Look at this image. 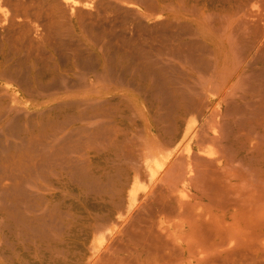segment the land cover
Instances as JSON below:
<instances>
[{
    "label": "bare ground",
    "instance_id": "1",
    "mask_svg": "<svg viewBox=\"0 0 264 264\" xmlns=\"http://www.w3.org/2000/svg\"><path fill=\"white\" fill-rule=\"evenodd\" d=\"M254 240L264 0H0V264H238Z\"/></svg>",
    "mask_w": 264,
    "mask_h": 264
},
{
    "label": "rangeland",
    "instance_id": "2",
    "mask_svg": "<svg viewBox=\"0 0 264 264\" xmlns=\"http://www.w3.org/2000/svg\"><path fill=\"white\" fill-rule=\"evenodd\" d=\"M48 75H50V74H48ZM257 242H258V244H260V246L257 244ZM263 243H264V240H263ZM254 244H256V245H254L255 247H253V248H251V249H249V250H247L246 251V254L248 255V257H247V255L246 254H243V255H245V256H242V255H238L237 256V262L236 263H238V264H249V263H251V264H264V246H263V248H262V245H261V243L259 242V240H254ZM258 246V247H257ZM238 247H239V245H237L236 247H235V249L238 251L239 249H238ZM260 247V248H259ZM242 249V248H241ZM261 249H263V250H261ZM251 250V251H250ZM255 250V251H254ZM250 251V252H249ZM252 252H253V254H252ZM250 253V254H249ZM263 253V254H262ZM259 254V255H258ZM262 254V255H261ZM249 255H251V256H249ZM241 256V257H240ZM253 256V257H252ZM246 257V258H245ZM259 257H261V258H259ZM242 258H243V260H242ZM250 258V260L249 261H254V262H248V261H245V260H248ZM252 258L253 259H255V260H252ZM257 258L259 259V260H257ZM242 261H241V260ZM239 260V261H238ZM263 260V261H262ZM247 262V263H246ZM258 262V263H257ZM218 264H221V262L220 263H218Z\"/></svg>",
    "mask_w": 264,
    "mask_h": 264
}]
</instances>
